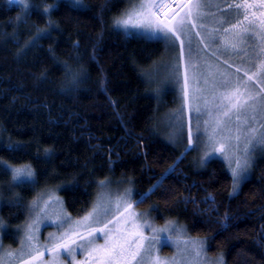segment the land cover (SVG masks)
Listing matches in <instances>:
<instances>
[{
  "label": "trees",
  "instance_id": "trees-1",
  "mask_svg": "<svg viewBox=\"0 0 264 264\" xmlns=\"http://www.w3.org/2000/svg\"><path fill=\"white\" fill-rule=\"evenodd\" d=\"M32 2L42 10L54 0ZM126 2L112 0L101 18L103 0H84L92 10L82 14L64 6V0L52 15L59 27L52 31L51 39L39 40L18 56L37 30L46 28L48 20L34 8L27 23L17 26L18 6L0 0V146L10 140L24 146L15 156L0 147V159L12 165L30 163L38 175L35 187L17 190L23 207L4 206L0 215L8 226L18 227L25 220L27 202L43 187L59 184L66 210L80 216L90 208L100 179H126L132 183L136 201L148 194L143 203H136L138 207L148 209L158 224L173 220L191 237L207 239L208 256L223 254L225 264H264L260 246L264 241L259 240L264 228V158L256 160L240 194L230 199L231 174L222 160L215 158L200 168L191 150L182 152L156 133L159 109L140 70L157 61L164 46L126 38L114 30L112 18ZM76 40L89 79L72 96L57 95L66 84L63 62L73 70L80 67L72 50ZM93 46L95 61L90 59ZM49 49L54 50L56 60ZM45 70L48 77L41 83L38 77ZM109 99L116 102L115 107ZM37 102L51 105V112ZM47 148L53 149L50 161L43 156ZM109 149L113 150L111 163ZM174 163L178 165L175 171L167 172ZM8 179L0 175V185ZM158 181L162 186L149 193ZM64 186L67 190H62ZM189 197L196 203L185 204ZM205 197L215 198L219 215L206 211ZM226 212L233 219L225 230L220 224Z\"/></svg>",
  "mask_w": 264,
  "mask_h": 264
},
{
  "label": "snow or ice",
  "instance_id": "snow-or-ice-1",
  "mask_svg": "<svg viewBox=\"0 0 264 264\" xmlns=\"http://www.w3.org/2000/svg\"><path fill=\"white\" fill-rule=\"evenodd\" d=\"M7 3L18 6L20 10L21 14L15 18L17 26L27 23L34 8L48 20L46 28L38 29L17 53L18 56L25 49L35 47L39 40L51 39L52 31L58 30L59 26L52 20V15L60 9L64 0L46 3L42 10L32 0H7ZM111 3L112 0H103L99 5L101 18L103 13L110 10ZM64 6H70L73 11L81 14L92 10L84 0H67ZM213 8L215 11H212ZM209 17H212L215 25L212 28H208L206 23ZM112 26L126 38L154 42L163 45L165 53H174L169 62L163 65L164 72L155 91L159 95L167 85L176 87L181 107L172 119L180 129L183 128L181 121L185 106L189 110L194 107L198 131L200 118L206 117L203 120V134L195 137L196 142L203 140L200 145L203 154L198 165L205 168L217 154L222 156L231 170L232 190L229 198L238 196L242 183L248 180L255 167L257 152L264 154V59L260 58L264 57V0H223V4L218 0H129L128 6L112 18ZM194 37L198 38L195 48ZM250 41H257L256 46L259 48L253 68L234 67L228 59L221 60V56L229 53L240 54L242 46L249 45ZM80 48L79 40L72 43V50L77 53L75 60L80 67L73 70L70 64L63 62L66 84L61 86L57 95L70 97L89 79L88 70L79 55ZM49 51L52 59L56 60L54 50ZM90 59L96 60L95 46ZM56 63L60 66L61 62L57 60ZM47 77L45 70L38 79L43 83ZM103 83L107 94V81ZM25 100L32 103L29 97H25ZM109 103L116 106V102L111 99ZM37 106L48 108L51 112L52 106L47 103L39 105L37 102ZM176 135L174 127L171 136ZM241 143L242 156L239 155ZM193 144V134L189 130L185 152ZM0 147L15 156L24 146L10 140ZM112 153L113 150L109 149L110 163ZM52 155L53 149H44L45 160L50 161ZM177 167L174 163L166 171L174 172ZM0 175L10 177L6 184L0 185V210L4 206L23 207V198L17 190L35 187L38 183L36 169L30 163L16 166L9 164L8 160L0 159ZM110 184L111 181L107 179L97 182L100 191L91 211L75 222H72L70 216L47 212L51 197L44 201L43 207H40L38 200H33L30 207L39 208V211L23 231L21 248L18 251H4L0 243V264H191L185 255L189 245L199 260L209 243L207 239H185L186 229L175 221L169 220L163 226H156L148 218V213L135 214L132 211L133 203H143L148 194H141L140 200L132 201V190L126 189L113 199ZM160 186L158 181L157 185L149 189V193ZM62 190H67V186ZM5 192L12 195L6 198ZM184 202L195 204L196 200L189 197ZM57 203H61L59 198ZM202 203L209 205L206 209L209 214L219 215L214 197H205ZM231 219L233 217L226 212L220 228L226 230ZM45 222L58 231L49 233L48 242L41 245L39 225ZM6 230L7 223L0 216V236L7 234ZM145 230H150L151 236L146 235ZM98 233L104 237L103 244L96 242L95 236ZM259 240L264 241V228L259 234ZM165 245L175 247L177 254L170 258L162 257L160 252ZM260 246L264 248V243ZM80 252L87 253L84 260L78 259ZM46 253L50 258H45ZM216 264H225L223 254Z\"/></svg>",
  "mask_w": 264,
  "mask_h": 264
},
{
  "label": "rangeland",
  "instance_id": "rangeland-1",
  "mask_svg": "<svg viewBox=\"0 0 264 264\" xmlns=\"http://www.w3.org/2000/svg\"><path fill=\"white\" fill-rule=\"evenodd\" d=\"M218 2L221 3L222 0H218ZM128 4H129V0H127L124 9L128 6ZM214 10L215 9L213 8L212 11H214ZM206 23H207L208 28H212L215 26L213 23L212 17H209L208 20L206 21ZM196 40H198V38L194 37V43H193L194 48L196 47ZM257 43H258L257 41H250L249 45L242 46L240 54L234 55V54L229 53L226 56H221V60L228 59L229 63L233 64L234 67L253 68V64L258 59L259 48L256 46ZM172 56H174V53H165V51H164L163 55L157 61H155L150 67L140 70V73L143 76V78L145 79V81L147 82L150 93L156 99V103H157V106L159 109L158 114H157V118L155 121L156 133L159 136H161L162 138H164L168 143L173 145L175 148H178L183 152V151H185V148L188 147V133H189V130H191V132L193 134V138H194V144L191 148H189V150H191L193 152V158H194L195 162H197V164H198L199 158L203 154L201 147H200V145H202V143H203V140L200 142H196L195 137L197 135L203 134V120L206 119V117L202 116L200 118V129L198 131L197 130L196 113L194 111V107L192 110H189V108L187 106H185L183 118L181 121L183 124V128L180 129L179 125H177V123L172 119L173 115L181 107V100L179 98V92L177 91L176 87L174 85H167V86H165L164 90L159 95H157V93L155 91V89L157 88L158 82L162 78V75L164 72L163 65L166 64L167 62H169V60L172 58ZM260 58L264 59V57H260ZM213 60H214V58H213ZM232 70L234 71V68ZM174 127H175V130L177 132V135L175 137H172L171 134L173 132ZM181 132H182V134H180ZM204 139H206V137H204ZM239 155H241V156L243 155V143H241V145H240ZM260 158H264V154H261L258 151L256 154V160H258ZM216 159L222 160L226 164L227 169L229 170V172L231 174V170L228 166V162L225 161L222 156H219V154H217ZM256 160H255V162H256ZM16 166H19V165H16ZM232 166L235 167V163H233ZM251 173H252V170L250 172V175H251ZM105 179L111 181L109 190L112 193L113 199H115V196L117 194H123L126 189H131L132 193H133L131 200L136 201L134 199L133 186L129 180L117 179V178H112V177H106V178H103L100 180H105ZM61 186L62 185H59V184H52V185L45 186L42 189H40L35 194V196H33L27 202V210H26L27 212H26V217H25V220L23 221V223L18 225V227H15V226L10 227L7 225V230H6L7 234L0 236V243H2L4 251H18L21 248L20 242L23 239V231H24L26 225L28 223H30L32 221V219L35 218L36 213L39 211V208L32 209L30 207L31 202L33 200H38L40 207H43L44 201L48 200L49 197H51V201L47 207V212L49 214L56 212V213H60L61 215L70 216L72 222H75V221L81 219L89 211H91L92 204L96 199L97 193L100 191V189L97 187L95 194H94V197H93V201L91 203V206L84 214H82L80 216H72L66 210L64 203H63V200H62V197L59 194V190H60ZM231 190H232V187H231ZM11 195H12V193H8V195L5 197L7 198ZM57 198H59L61 203H57ZM132 211L135 214L148 213L149 214L148 218L151 219L156 224V226H158V227L163 226L166 221H169V220H166L162 224L156 223V221L154 220L150 211L148 209L138 207L136 205V203H133ZM113 212H115L114 207H113ZM171 221H173V220H171ZM141 222H142V220H141ZM177 224H179V223H177ZM110 227H111V225H110ZM17 229H19L20 231L17 232ZM57 231L58 230L54 226H50L47 222L39 225L38 236H39L40 244L43 245L44 243L48 242L49 233H56ZM145 234L151 236L152 233L150 230H145ZM95 238H96V242L98 244H103L105 242L102 234H99V233L96 234ZM184 238L188 239V240H202V239L191 237L188 233ZM176 254H177L176 248L173 246H170V245L163 246L161 249V252H160V255L162 257H165V258H170ZM86 255H87L86 252H80L78 254V259L84 260ZM185 255L190 260L191 264H216L218 258L220 257V256L210 257L206 254V252H204L201 254L199 260H197L195 258V252H194L191 245L188 246V250H187ZM45 258L46 259L50 258V257H48L47 253L45 254Z\"/></svg>",
  "mask_w": 264,
  "mask_h": 264
},
{
  "label": "flooded vegetation",
  "instance_id": "flooded-vegetation-1",
  "mask_svg": "<svg viewBox=\"0 0 264 264\" xmlns=\"http://www.w3.org/2000/svg\"><path fill=\"white\" fill-rule=\"evenodd\" d=\"M229 2H231V0H229ZM221 4H223V0H222Z\"/></svg>",
  "mask_w": 264,
  "mask_h": 264
},
{
  "label": "crops",
  "instance_id": "crops-1",
  "mask_svg": "<svg viewBox=\"0 0 264 264\" xmlns=\"http://www.w3.org/2000/svg\"><path fill=\"white\" fill-rule=\"evenodd\" d=\"M215 11V10H214Z\"/></svg>",
  "mask_w": 264,
  "mask_h": 264
}]
</instances>
